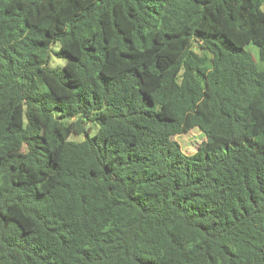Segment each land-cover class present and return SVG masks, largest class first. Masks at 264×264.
<instances>
[{
	"label": "trees",
	"instance_id": "1",
	"mask_svg": "<svg viewBox=\"0 0 264 264\" xmlns=\"http://www.w3.org/2000/svg\"><path fill=\"white\" fill-rule=\"evenodd\" d=\"M263 4L0 0V264H264Z\"/></svg>",
	"mask_w": 264,
	"mask_h": 264
},
{
	"label": "rangeland",
	"instance_id": "2",
	"mask_svg": "<svg viewBox=\"0 0 264 264\" xmlns=\"http://www.w3.org/2000/svg\"><path fill=\"white\" fill-rule=\"evenodd\" d=\"M264 9V4L262 6ZM248 50L256 57L258 58V48L254 46L253 44L248 45ZM65 63L64 59L58 58L56 56H53V65H63ZM81 138V137H78ZM205 135L202 131L195 128L189 131L188 133L182 134V135H176L173 137L174 140H177L183 151L187 154H192L196 152L200 146V144L205 140Z\"/></svg>",
	"mask_w": 264,
	"mask_h": 264
}]
</instances>
